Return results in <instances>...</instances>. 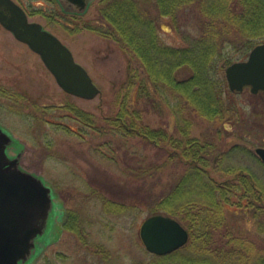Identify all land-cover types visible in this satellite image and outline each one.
Listing matches in <instances>:
<instances>
[{"label": "rangeland", "instance_id": "obj_1", "mask_svg": "<svg viewBox=\"0 0 264 264\" xmlns=\"http://www.w3.org/2000/svg\"><path fill=\"white\" fill-rule=\"evenodd\" d=\"M16 1L27 6L31 20L41 22L73 51L101 89L92 99L66 93L40 54L0 23V124L15 141L7 151L12 157L20 152V166L39 175L54 192L47 231L37 238L34 255L38 254L30 264H154L155 254L146 249L140 227L154 214L155 200L184 175L185 164L171 157L179 152L122 135L109 124L131 94L137 95L136 88H128L131 59L116 41L87 28L77 30L97 16L98 0H90L84 12L72 6L69 12L62 11L53 0ZM182 18L179 29L171 18H157L165 43L183 46V33L200 34L194 8L186 9ZM134 68L144 83L145 74L138 65ZM190 72L183 67L179 76ZM225 98L233 107L222 119L184 112L191 122L190 134L216 147L218 161L214 158L208 170L215 179H233L232 174L217 169L222 160V167L246 168L264 181V162L256 152L257 147H264V91L253 93L246 86ZM138 100L143 123L183 137L178 127L184 125L182 115H175L168 106L161 111L143 96ZM69 102L92 113L95 126L69 111ZM228 151L225 159H219L220 152ZM105 200H113L120 208L114 205L108 210ZM236 208L231 206V210ZM69 212L80 217L82 235L64 228ZM234 219L248 238L264 245V232L255 220ZM180 222L186 227L185 221Z\"/></svg>", "mask_w": 264, "mask_h": 264}, {"label": "trees", "instance_id": "obj_2", "mask_svg": "<svg viewBox=\"0 0 264 264\" xmlns=\"http://www.w3.org/2000/svg\"><path fill=\"white\" fill-rule=\"evenodd\" d=\"M96 7L97 16L85 20L77 30L90 29L120 45L131 59L128 88L137 92L109 124L122 135L139 137L160 149L168 148L167 152H179L171 157L185 164L184 175L155 200L153 213L185 221L190 238L171 253L155 255L154 264H264V245L248 238L234 222V218L255 220L264 232V181L246 168H224L222 160L217 169L232 174L233 179L211 176V161H218L216 147L192 137L191 122L184 116L188 111L216 121L231 112L233 102L225 97L237 92L229 89L223 71L264 41V0H98ZM189 8L199 17L200 34L183 33V46L165 43L157 29V18L169 17L179 29ZM240 36L243 39L238 43ZM135 65L145 74L144 83L139 82ZM183 67L191 71L186 77L179 76ZM142 96L161 111L168 106L175 115H182L184 125L178 127L183 137L143 123L142 109L137 107ZM69 111L91 126L96 124L92 113L74 103L69 102ZM220 153L219 159H225L230 151ZM105 205L108 210L119 207L113 200H105ZM120 206L125 209L124 204ZM64 228L78 233L69 226L68 218Z\"/></svg>", "mask_w": 264, "mask_h": 264}, {"label": "water", "instance_id": "obj_3", "mask_svg": "<svg viewBox=\"0 0 264 264\" xmlns=\"http://www.w3.org/2000/svg\"><path fill=\"white\" fill-rule=\"evenodd\" d=\"M88 0H69L81 12ZM0 23L14 36L39 53L58 84L77 97L92 99L100 93L88 70L79 64L72 50L38 21H32L15 0H0ZM245 60L228 65L225 73L232 91L251 86L253 93L264 91V42L253 47ZM12 137L0 125V264H27L36 252L37 237L45 233L53 208L52 189L41 177L23 169L20 153L7 154ZM256 152L264 162V147ZM148 251L156 255L171 253L189 240V232L176 218L157 213L147 217L140 235Z\"/></svg>", "mask_w": 264, "mask_h": 264}, {"label": "flooded vegetation", "instance_id": "obj_4", "mask_svg": "<svg viewBox=\"0 0 264 264\" xmlns=\"http://www.w3.org/2000/svg\"><path fill=\"white\" fill-rule=\"evenodd\" d=\"M53 1H55L56 3L59 4V6L62 8V11L69 12V3H68L69 0H53ZM20 3H21V5H23L22 2H20ZM23 6H24L25 9H27L26 5H23ZM71 6H75L77 8L79 7L77 4H75L73 2H72ZM11 158H12V156H11ZM68 219H69V226H71L72 228H75V229L78 230V233H76L77 235H82L83 231H84V228L82 229V227H81V224H80L81 219H80V217L69 212V218ZM69 231H72V230L69 229ZM72 232H74V230Z\"/></svg>", "mask_w": 264, "mask_h": 264}]
</instances>
